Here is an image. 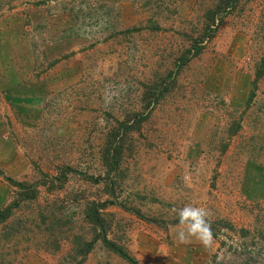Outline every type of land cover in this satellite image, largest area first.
<instances>
[{
  "label": "rangeland",
  "instance_id": "374dc122",
  "mask_svg": "<svg viewBox=\"0 0 264 264\" xmlns=\"http://www.w3.org/2000/svg\"><path fill=\"white\" fill-rule=\"evenodd\" d=\"M10 206L0 264H264V0H0Z\"/></svg>",
  "mask_w": 264,
  "mask_h": 264
},
{
  "label": "clouds",
  "instance_id": "9594fccd",
  "mask_svg": "<svg viewBox=\"0 0 264 264\" xmlns=\"http://www.w3.org/2000/svg\"><path fill=\"white\" fill-rule=\"evenodd\" d=\"M178 215V229L176 238L181 244L191 243L193 240L212 253L217 246L216 234L210 221V212L203 206L185 205L183 208L174 209ZM227 231V230H224ZM221 253V258H222Z\"/></svg>",
  "mask_w": 264,
  "mask_h": 264
},
{
  "label": "trees",
  "instance_id": "16d2710c",
  "mask_svg": "<svg viewBox=\"0 0 264 264\" xmlns=\"http://www.w3.org/2000/svg\"><path fill=\"white\" fill-rule=\"evenodd\" d=\"M131 129H133V127L129 128V130H131ZM111 170H113V165H111ZM12 206L6 208L5 210L0 211V224L4 223L11 216V214L13 212ZM103 209L104 208H102L101 210H103ZM94 211H95V213L94 214L92 213V218H93V221L95 222L94 224L99 227V225H97V222L100 220V217H101L100 213L101 212H100V210H98L97 206L95 207ZM103 231L106 232L105 230H103ZM95 232H97L96 229H95ZM95 234H96V239L92 241V244L90 245V247H88V250H86L84 252L83 259L87 258L88 254L90 253V251L94 247L95 243L98 240H101L105 244V246H107L115 254L119 255L120 257L125 259L130 264H139L138 261L135 260V258L131 257V255L127 251H125L123 248H121L120 246H117L114 243L108 241L106 233L97 232Z\"/></svg>",
  "mask_w": 264,
  "mask_h": 264
}]
</instances>
